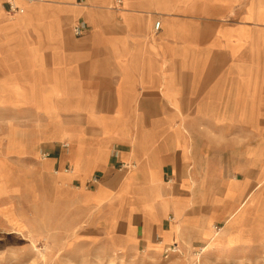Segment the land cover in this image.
Here are the masks:
<instances>
[{
    "label": "crops",
    "instance_id": "1",
    "mask_svg": "<svg viewBox=\"0 0 264 264\" xmlns=\"http://www.w3.org/2000/svg\"><path fill=\"white\" fill-rule=\"evenodd\" d=\"M7 1L2 149L26 179L131 253L174 245V210L201 215L207 182L213 222L241 213L264 179V0Z\"/></svg>",
    "mask_w": 264,
    "mask_h": 264
},
{
    "label": "rangeland",
    "instance_id": "2",
    "mask_svg": "<svg viewBox=\"0 0 264 264\" xmlns=\"http://www.w3.org/2000/svg\"><path fill=\"white\" fill-rule=\"evenodd\" d=\"M2 120L0 116V264H264V179H259L257 171L249 174L252 186L241 213L233 212L226 224L213 222L207 182L204 208L200 206L203 215L188 218L175 209L170 218L165 237L174 243L168 247H175V252L166 251L167 247L149 253L140 245L131 253L112 248L108 235L84 220L83 208L70 206L50 177L39 185L26 179L20 172L22 161L3 154ZM54 180L57 186L59 182ZM95 184L89 182V189ZM96 191L90 193V199L99 201ZM246 208L249 211L243 218ZM90 209L93 214L97 211L89 208L86 215H93ZM188 213L194 215L192 210ZM189 236H197L201 242L190 245Z\"/></svg>",
    "mask_w": 264,
    "mask_h": 264
},
{
    "label": "built area",
    "instance_id": "3",
    "mask_svg": "<svg viewBox=\"0 0 264 264\" xmlns=\"http://www.w3.org/2000/svg\"><path fill=\"white\" fill-rule=\"evenodd\" d=\"M29 1H33V0H29ZM118 3H120V1L118 0ZM7 10L11 13H14V12H18V11H21L20 10V7H18L13 0H8L7 1ZM159 25H160V21H156L155 24H154V30H156L157 28H159ZM83 30H84V26L81 24H77L73 27V32L76 36H80L82 33H83ZM158 30V29H157ZM45 155V154H44ZM125 169H128L130 166L129 165H125L123 166ZM94 182L96 181V179L93 180ZM168 249H170L171 251H176L175 250V247H168L166 251H169ZM165 251V252H166Z\"/></svg>",
    "mask_w": 264,
    "mask_h": 264
},
{
    "label": "bare ground",
    "instance_id": "4",
    "mask_svg": "<svg viewBox=\"0 0 264 264\" xmlns=\"http://www.w3.org/2000/svg\"><path fill=\"white\" fill-rule=\"evenodd\" d=\"M190 182V186H192L194 184V181H189ZM178 223V222H177Z\"/></svg>",
    "mask_w": 264,
    "mask_h": 264
}]
</instances>
